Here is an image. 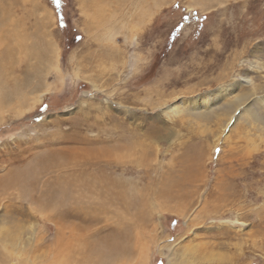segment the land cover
<instances>
[{"label":"rangeland","instance_id":"rangeland-1","mask_svg":"<svg viewBox=\"0 0 264 264\" xmlns=\"http://www.w3.org/2000/svg\"><path fill=\"white\" fill-rule=\"evenodd\" d=\"M9 48L0 264H264V0H0Z\"/></svg>","mask_w":264,"mask_h":264},{"label":"bare ground","instance_id":"bare-ground-1","mask_svg":"<svg viewBox=\"0 0 264 264\" xmlns=\"http://www.w3.org/2000/svg\"><path fill=\"white\" fill-rule=\"evenodd\" d=\"M14 38V37H13ZM19 44V43H18ZM17 44V45H18ZM13 56V51L11 48L6 49L4 51H0V103L2 104L3 102L6 101V99H8V97H11L12 95H16L18 96L20 99L22 98L23 92H22V83L16 78V77H12V75L9 74L10 70L13 69V61L12 58L14 59ZM14 64H16L14 62ZM18 67V66H17ZM17 69V68H16ZM20 70V69H19ZM13 74V73H12ZM15 75V74H14ZM19 77V76H18ZM20 79V78H19ZM21 80V79H20ZM245 82L249 83L251 81V78H246L243 79ZM240 83V82H239ZM240 85V84H239ZM10 88V90L8 89ZM234 88H236L234 86ZM8 89V90H7ZM12 92V93H11ZM228 94V91H226L225 93H221L220 95H216L214 97V100L210 103H213L212 105H214L215 103L220 102L221 100H223L225 98V96ZM26 96V95H25ZM12 98V97H11ZM14 98V97H13ZM23 99V98H22ZM10 101V99H8ZM247 100V95L246 94H240V95H236V97L234 98L233 101H226L223 105H222V109L226 112V111H236L237 109H239L242 104ZM222 102V101H221ZM5 105V104H4ZM204 105V104H203ZM208 105V104H207ZM206 105V106H207ZM3 106V105H2ZM203 107V106H202ZM255 116H257L256 113H254ZM259 117V116H258ZM18 220V219H17ZM115 241V240H114ZM101 249V248H100ZM109 250V249H108ZM105 252V251H103ZM130 249L129 248H123V247H118V246H114L112 247V249L110 250L109 253H106L102 255V258L100 260L95 261L92 259H87L84 260L85 262H83V264H116V262H113L114 260V256L116 255H123L126 253H129ZM96 255V254H95ZM98 256V255H97ZM100 257V255L98 256ZM1 259V258H0ZM3 259V258H2ZM1 259V260H2ZM147 259V258H146ZM0 260V261H1ZM4 261V260H2ZM118 261V260H117ZM141 261V260H140ZM187 261V260H186ZM62 262V261H61ZM183 263V262H182Z\"/></svg>","mask_w":264,"mask_h":264}]
</instances>
